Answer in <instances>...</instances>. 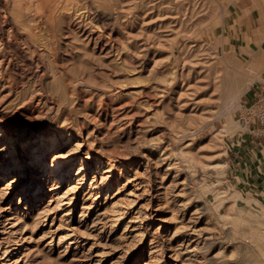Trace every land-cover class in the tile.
Returning <instances> with one entry per match:
<instances>
[{
  "label": "rangeland",
  "instance_id": "rangeland-1",
  "mask_svg": "<svg viewBox=\"0 0 264 264\" xmlns=\"http://www.w3.org/2000/svg\"><path fill=\"white\" fill-rule=\"evenodd\" d=\"M263 46L264 0H0V167L73 160L35 203L0 175V264H264L231 148Z\"/></svg>",
  "mask_w": 264,
  "mask_h": 264
},
{
  "label": "bare ground",
  "instance_id": "bare-ground-1",
  "mask_svg": "<svg viewBox=\"0 0 264 264\" xmlns=\"http://www.w3.org/2000/svg\"><path fill=\"white\" fill-rule=\"evenodd\" d=\"M260 51L264 52V46L258 50L252 51V53H249L250 59L255 58L257 56V52H260ZM222 61H224L222 63V66H218L214 64L212 68V71H213L212 78L217 79L215 80V87H223L225 89H230L233 86H237L241 84L245 78L251 76L248 73H246L247 72L246 67L248 66L247 64L248 62H246V65H243V64H240L239 61H236L231 57H229V60L222 59ZM57 142H58L57 137H55L54 135H49V137L46 140L44 139L43 141H41V146L36 150L34 154H32L34 155V158H33V161L31 162V165L26 164V163L21 164L19 165V170H17V172L12 171L11 166L9 165L8 162L5 163V165H2V167H0L1 176L7 177L9 176V174L18 175L17 178H15L14 176L9 178L12 189L19 188L20 186H23V185L27 186L26 189L24 188V191L20 193L22 198H24L26 202L28 200V197L31 196L32 197L31 203H35V199H37L40 195H43L44 190L53 191V190L59 189V186H58L59 182L57 181H58V178H60L61 176V172H62L61 165L64 163L65 164L69 163L73 160L70 159L69 157L56 158L52 154H51V158L49 161L45 159L46 158L45 149L47 147H50L49 153H53L57 149V145H58ZM77 162H79L78 169L81 172L85 171L84 166L86 164V160L81 158ZM34 165L37 167V169L34 171L35 172L34 176L31 177L29 181L28 179H26V174H25L26 172L24 171L26 169H29L30 166L33 167ZM101 178L102 180H105L103 176H101ZM90 179H91L90 185L93 187V184L95 183L97 178L91 177ZM129 180H132V179H129ZM105 183H106L105 181H102V184H105ZM6 257H8V254H7V251L4 250L0 258L5 259Z\"/></svg>",
  "mask_w": 264,
  "mask_h": 264
},
{
  "label": "crops",
  "instance_id": "crops-1",
  "mask_svg": "<svg viewBox=\"0 0 264 264\" xmlns=\"http://www.w3.org/2000/svg\"><path fill=\"white\" fill-rule=\"evenodd\" d=\"M251 99L252 97L247 102ZM237 132L231 142V148L234 152L238 181L245 185V188H250L254 196L264 199V135L256 137L250 133Z\"/></svg>",
  "mask_w": 264,
  "mask_h": 264
},
{
  "label": "built area",
  "instance_id": "built-area-1",
  "mask_svg": "<svg viewBox=\"0 0 264 264\" xmlns=\"http://www.w3.org/2000/svg\"><path fill=\"white\" fill-rule=\"evenodd\" d=\"M238 131L256 137L264 135V86L257 88L252 99L240 108Z\"/></svg>",
  "mask_w": 264,
  "mask_h": 264
}]
</instances>
